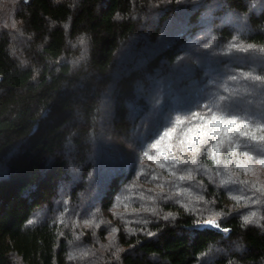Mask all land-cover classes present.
<instances>
[{
  "label": "trees",
  "instance_id": "obj_1",
  "mask_svg": "<svg viewBox=\"0 0 264 264\" xmlns=\"http://www.w3.org/2000/svg\"><path fill=\"white\" fill-rule=\"evenodd\" d=\"M225 111L264 121V0H0V264H264V164L184 163Z\"/></svg>",
  "mask_w": 264,
  "mask_h": 264
},
{
  "label": "snow or ice",
  "instance_id": "obj_2",
  "mask_svg": "<svg viewBox=\"0 0 264 264\" xmlns=\"http://www.w3.org/2000/svg\"><path fill=\"white\" fill-rule=\"evenodd\" d=\"M249 48H251V45H249ZM233 79H235V77H233ZM257 79L260 78L257 77ZM204 107L207 108V105ZM187 115L189 120L194 117L201 123H199L195 128L188 129V132L192 135L191 138L188 139L187 151L192 153V157L191 159L184 161V163L196 165L197 156H199L202 149L208 151L206 145H208L209 141L211 140L212 151L216 156L220 154V146L226 144L230 151L238 150L248 160L259 159V162L264 164V157L256 156V152H264V135H256V131H264V121L253 122L247 119L241 121L240 118L234 113L227 111L223 112L219 117L215 113L211 114L209 117L207 113L204 112H189ZM205 128L211 129V131H201ZM248 129L255 130L245 131ZM172 131L175 132L176 129L172 128ZM169 135V132H164V136ZM181 143H183V141H181ZM153 147H157V145L154 144ZM229 159H231V156H229ZM172 163L179 164L181 161L177 160L175 156H173ZM216 163L219 164L220 160L216 159ZM236 166L241 167L240 164H237ZM161 167H164V165H161ZM184 171L187 173V176L184 174H179L178 178L181 181L191 178L192 169L188 168ZM234 182L240 183L239 181ZM205 224L218 227L216 221L211 219L206 220Z\"/></svg>",
  "mask_w": 264,
  "mask_h": 264
},
{
  "label": "rangeland",
  "instance_id": "obj_3",
  "mask_svg": "<svg viewBox=\"0 0 264 264\" xmlns=\"http://www.w3.org/2000/svg\"><path fill=\"white\" fill-rule=\"evenodd\" d=\"M204 226H210V227H213V226H211V225H206V224H205Z\"/></svg>",
  "mask_w": 264,
  "mask_h": 264
}]
</instances>
